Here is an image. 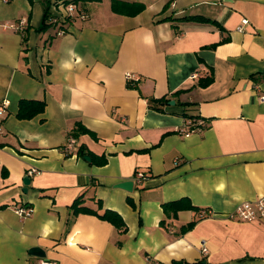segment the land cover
<instances>
[{
  "label": "crops",
  "instance_id": "crops-1",
  "mask_svg": "<svg viewBox=\"0 0 264 264\" xmlns=\"http://www.w3.org/2000/svg\"><path fill=\"white\" fill-rule=\"evenodd\" d=\"M51 1L0 0V264H264V219L227 217L264 195V0H86L62 35L41 29ZM22 99L43 111L18 118ZM193 116L205 125L184 135ZM77 124V145L104 163L64 152ZM78 197L92 213L74 212ZM180 198L195 209L165 218Z\"/></svg>",
  "mask_w": 264,
  "mask_h": 264
},
{
  "label": "built area",
  "instance_id": "built-area-1",
  "mask_svg": "<svg viewBox=\"0 0 264 264\" xmlns=\"http://www.w3.org/2000/svg\"><path fill=\"white\" fill-rule=\"evenodd\" d=\"M49 14L47 18V22L56 28V35H62L66 32L67 25L73 19L84 20L86 18V11L82 7L80 1H72V0H52L49 5ZM23 21L20 22L22 24ZM248 24V20L246 18L241 19V24L237 27V30L242 31L243 27ZM9 28L18 29V26L11 24L8 26ZM196 74H193L191 77H195ZM126 78L129 82H137L139 81V77L133 74L127 73ZM264 100V96L262 97ZM8 100H3L0 103V114L5 112L6 107L8 106ZM205 125V121L203 119H195L193 122L188 123L183 133L187 135L191 132L200 130ZM1 131V130H0ZM77 140L75 137L69 135L66 140V144L64 146V152L67 155H75L77 153ZM34 170H29L28 175H30ZM144 175L142 173H137L135 179L140 182ZM14 212L20 218L29 217L33 212V206L21 203L13 206ZM208 214H212L210 211ZM227 217L230 219H235L239 221H252V220H260L264 219V195L251 200V201H242L238 203L235 209L227 214ZM204 254L207 253L206 248H202ZM34 264H58L54 260L49 259H38Z\"/></svg>",
  "mask_w": 264,
  "mask_h": 264
},
{
  "label": "trees",
  "instance_id": "trees-1",
  "mask_svg": "<svg viewBox=\"0 0 264 264\" xmlns=\"http://www.w3.org/2000/svg\"><path fill=\"white\" fill-rule=\"evenodd\" d=\"M72 1H86V0H72ZM120 7L121 9H116V5L113 4V9L115 11H119L118 13H123V14H127V15H134L136 13H138L139 11L142 10L143 5L141 3H120ZM49 6H47L44 10V15H43V27L41 29H44L47 26H51L48 22H47V18H48V14H49V10H48ZM183 19L186 20H193V21H200V22H211L213 24H215L217 27H219V29L222 30L220 24H218L217 22H215L214 20H211L209 18H204V17H200V16H185L183 17ZM254 77V76H252ZM264 77V75H263ZM212 81V77H205L202 78L199 83L200 86L204 87L207 86L209 83H211ZM44 108V102L43 101H38V100H26V99H22L19 101V106H18V110H17V117L20 119H29L32 118L33 116H35L36 114L40 113L43 111ZM190 118V119H189ZM187 119V123H191L193 122V120L195 119H203L200 116H193V117H189ZM204 120V119H203ZM88 130L83 128L82 126H80L79 124H77L76 128L74 129V131L72 132L71 136L73 137H78L79 134H84L87 133ZM77 154L79 155H89L92 158V161L97 163V164H102L105 162V159L103 157H98V156H94L93 154L89 153L88 151H85V146L83 144H80L77 146ZM80 201V197L76 198L75 201L72 204L73 210L74 212H78V211H85L87 213H92L91 210L89 209H84V208H78V202ZM162 208H163V212L165 214V218L169 217V216H173L175 217L177 212L183 209H195V206H193L190 201L187 198H180L178 200H173V201H169V202H164L162 203ZM95 212V211H94ZM97 214V213H95ZM101 219L107 220L108 222H110L112 225H114L117 229H121L122 231L125 230V223L123 221V219L121 218V216L112 210H105L102 214H97ZM162 223H165L164 220H162ZM195 224V221H191L185 225H183L180 229V233H184L188 230H190ZM191 264H198V262L195 263H191Z\"/></svg>",
  "mask_w": 264,
  "mask_h": 264
},
{
  "label": "water",
  "instance_id": "water-1",
  "mask_svg": "<svg viewBox=\"0 0 264 264\" xmlns=\"http://www.w3.org/2000/svg\"><path fill=\"white\" fill-rule=\"evenodd\" d=\"M170 103H173V102H170ZM86 159L89 160V157L88 156H85ZM23 181V185H24V191H26L27 189V185L29 184L30 182V178H29V175H25L22 179ZM117 187H120V188H123L127 191H131L132 188H133V181L132 180H126V181H123V182H119L118 184H116ZM29 253L33 256H37V257H44L45 256V253L43 252V250L39 247H33L29 250ZM173 264H182V261H175L173 262Z\"/></svg>",
  "mask_w": 264,
  "mask_h": 264
}]
</instances>
